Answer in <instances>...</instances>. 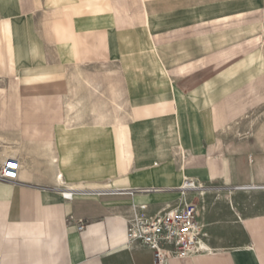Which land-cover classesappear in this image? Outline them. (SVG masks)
<instances>
[{"label":"crops","instance_id":"obj_1","mask_svg":"<svg viewBox=\"0 0 264 264\" xmlns=\"http://www.w3.org/2000/svg\"><path fill=\"white\" fill-rule=\"evenodd\" d=\"M9 158L0 264H154L127 222L189 203L169 264H264V0H0Z\"/></svg>","mask_w":264,"mask_h":264},{"label":"built area","instance_id":"obj_2","mask_svg":"<svg viewBox=\"0 0 264 264\" xmlns=\"http://www.w3.org/2000/svg\"><path fill=\"white\" fill-rule=\"evenodd\" d=\"M18 162L7 159L0 166V181L14 183ZM192 179L185 178L181 193L198 190ZM252 189L254 186L242 187ZM264 188V187H261ZM66 199L70 195H64ZM78 231L84 229L79 223ZM203 226L198 221L197 207L193 203L174 210H162L154 217L135 216L127 222L125 246L130 249H147L153 253L154 264H169L171 260H182L203 254L201 247Z\"/></svg>","mask_w":264,"mask_h":264},{"label":"bare ground","instance_id":"obj_3","mask_svg":"<svg viewBox=\"0 0 264 264\" xmlns=\"http://www.w3.org/2000/svg\"><path fill=\"white\" fill-rule=\"evenodd\" d=\"M61 180V179H60ZM81 191V190H80ZM84 193H86V192H84ZM199 193V192H198Z\"/></svg>","mask_w":264,"mask_h":264}]
</instances>
